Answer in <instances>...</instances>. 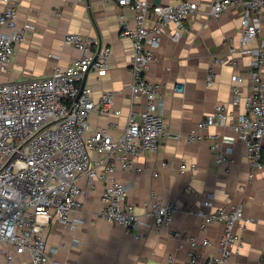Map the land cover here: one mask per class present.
Listing matches in <instances>:
<instances>
[{
	"label": "built area",
	"instance_id": "1",
	"mask_svg": "<svg viewBox=\"0 0 264 264\" xmlns=\"http://www.w3.org/2000/svg\"><path fill=\"white\" fill-rule=\"evenodd\" d=\"M123 9L120 14L121 36L132 43L130 69L131 110L127 125L119 137L110 127L91 131L90 118L97 113L102 117H119L114 110L113 92L104 93L99 102L93 99V89L83 82L89 73L105 76L112 56L110 47L95 52V39L88 35L69 33L64 46L79 52L65 69L57 68L46 77L0 83V259L16 264V256L28 254L31 264H61L56 258L58 249L50 247L45 234L57 219L70 230L80 222L72 214L84 208L83 196L96 192L94 181L106 183L102 193V218L122 226L134 235L143 223L136 207L128 201L130 187L119 181L118 171L141 173L136 163L144 153L157 154L165 139L177 141L181 135H172L163 117L160 102L162 86L147 78L157 61L154 50L163 35L172 30L171 38L179 42L187 32L186 23L199 12L192 0H179L176 5L155 4L152 0H105ZM5 8L0 13V74L8 73L17 49L25 42L32 27H20L18 5L14 0H0ZM231 8L241 9V38L231 41L229 54L216 61L236 65L235 57H249L250 90L247 112L233 115L222 105L207 116L185 139L187 143L209 142L218 165L231 164L233 144L246 145L251 168L250 180L264 173V40L258 42L264 25V0H214L211 16L220 17ZM132 10L135 23L131 25L125 11ZM232 103L238 106L242 94V77H235ZM215 81L214 73L207 76V86ZM178 93L183 90L176 87ZM143 99L137 102L135 99ZM137 105L139 110H135ZM231 125L234 137L208 133L212 126ZM227 144V148H222ZM168 163H162L167 168ZM198 166L183 163L179 172L196 173ZM158 176V174H156ZM264 181V177H263ZM86 182V189L81 183ZM214 194L209 193L201 203L196 216L200 230L208 231L219 223L223 233L219 252L210 256L206 264H227L240 253L245 223L253 220L245 216L244 205L213 210ZM144 217L157 228L170 227L180 211L177 203L162 202L156 194L144 203ZM139 238V236H135ZM188 245L186 264H198L200 248L212 247L209 239L191 237L181 243ZM259 264H264V259Z\"/></svg>",
	"mask_w": 264,
	"mask_h": 264
},
{
	"label": "crops",
	"instance_id": "2",
	"mask_svg": "<svg viewBox=\"0 0 264 264\" xmlns=\"http://www.w3.org/2000/svg\"><path fill=\"white\" fill-rule=\"evenodd\" d=\"M18 5L20 27L30 26L25 42L17 49L8 73L0 74V83H9L46 77L57 69H65L79 57V52L64 46L67 34H83L95 39V52L100 47H110V69L105 76L91 72L86 85L93 89V99L99 102L106 92H113L114 110L119 117H102L95 113L90 118V130H100L114 125L110 132L119 137L131 110L130 69L133 48L129 39L121 36L120 14L123 9L105 0H14ZM155 4L176 5L179 0H152ZM199 12L188 20L187 32L179 42L171 38L168 30L161 44L154 50L157 61L147 78L162 86L160 102L163 117L172 135H181L180 141L165 139L157 154L144 153L136 163L141 173L118 171L115 177L130 187L128 201L136 207L143 223L134 235L115 223L105 221L102 193L106 183L94 181L96 192L84 195V208L72 214L80 222L70 230L57 219L52 221L45 234L50 247L58 249L56 258L61 264H186L188 245L181 243L191 237L209 239L213 246L200 248L198 264L219 252L223 233L219 223L208 231L200 230V218L196 216L203 199L214 194L213 210L244 205L245 216L253 221L245 223L240 253L227 264H259L264 259V173L250 180L251 168L247 160L246 145L242 141L233 144L231 164L218 165L209 142L187 143L185 137L207 116L214 114L217 105L224 106L231 114L247 112L246 102L250 90L251 58L236 56V65L220 64L228 52L231 41L238 44L241 38V9L231 8L220 19L211 16L214 0H192ZM5 6L0 3V13ZM125 14L134 25L135 14ZM264 40V25L258 42ZM214 73L215 81L207 86V76ZM242 77V94L238 106L233 105L234 78ZM176 87L183 90L176 91ZM142 102L143 99H135ZM135 110L139 107L135 105ZM219 137H234L231 125L212 126L205 132ZM222 148H227L223 144ZM198 166L196 173L180 174L183 163ZM168 163V167H162ZM158 174V176H156ZM81 186H90L83 182ZM156 194L164 203H177L180 211L170 227L157 228L144 217V203ZM139 238H135V236ZM16 264H31L28 254L16 256ZM0 264H6L5 258Z\"/></svg>",
	"mask_w": 264,
	"mask_h": 264
},
{
	"label": "water",
	"instance_id": "3",
	"mask_svg": "<svg viewBox=\"0 0 264 264\" xmlns=\"http://www.w3.org/2000/svg\"><path fill=\"white\" fill-rule=\"evenodd\" d=\"M86 82H87V76H86V78H85V80H84V82H83V85H85Z\"/></svg>",
	"mask_w": 264,
	"mask_h": 264
}]
</instances>
